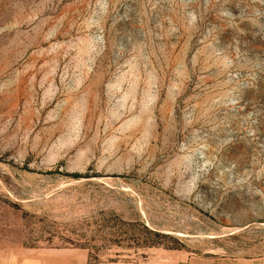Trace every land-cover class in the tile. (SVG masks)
<instances>
[{
  "label": "rangeland",
  "instance_id": "obj_1",
  "mask_svg": "<svg viewBox=\"0 0 264 264\" xmlns=\"http://www.w3.org/2000/svg\"><path fill=\"white\" fill-rule=\"evenodd\" d=\"M0 264H264V0H0Z\"/></svg>",
  "mask_w": 264,
  "mask_h": 264
}]
</instances>
